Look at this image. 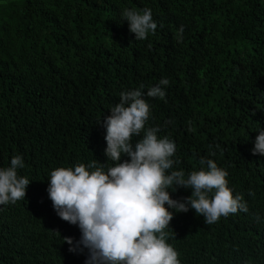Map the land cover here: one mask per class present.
Instances as JSON below:
<instances>
[{
  "label": "trees",
  "instance_id": "trees-1",
  "mask_svg": "<svg viewBox=\"0 0 264 264\" xmlns=\"http://www.w3.org/2000/svg\"><path fill=\"white\" fill-rule=\"evenodd\" d=\"M125 8L150 9L155 34L137 41ZM162 78L165 98L147 97ZM141 85L146 128L160 126L158 137L176 145L172 170L187 178L212 159L249 209L213 224L169 209L166 242L180 264H264V156L253 155L264 130V0H0V168L20 155L18 176L30 181L25 199L0 205V264L90 259L78 225L53 208L50 174L113 166L104 120L121 92ZM171 190L180 201L192 193Z\"/></svg>",
  "mask_w": 264,
  "mask_h": 264
},
{
  "label": "clouds",
  "instance_id": "clouds-1",
  "mask_svg": "<svg viewBox=\"0 0 264 264\" xmlns=\"http://www.w3.org/2000/svg\"><path fill=\"white\" fill-rule=\"evenodd\" d=\"M121 19L127 20L137 41L157 30L148 8H125ZM178 31V39H182L183 26ZM169 83L162 78L148 88L147 97L164 99ZM143 88L121 92L119 103L104 120L105 155L113 166L93 160L87 166L59 167L50 174L49 198L60 219L78 225L82 233L79 244L90 252L86 264H180L178 252L166 242L164 230L173 219L169 209L186 213L191 208L206 224L249 211L244 196H234L228 187V172L212 159L201 158L200 170L187 178L183 170H172L179 163L173 159L176 145L168 136L158 137L160 126L146 128L151 106ZM141 133L133 147V137H141ZM122 154L129 160L121 162ZM257 154L264 156V130L255 140L253 155ZM24 167L22 156L16 155L9 167L0 168V205L25 199L30 181L17 172ZM178 188L191 189V196L183 201L172 199L169 190ZM53 233L60 237L58 231ZM63 241L73 244L69 237Z\"/></svg>",
  "mask_w": 264,
  "mask_h": 264
}]
</instances>
